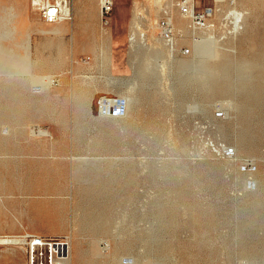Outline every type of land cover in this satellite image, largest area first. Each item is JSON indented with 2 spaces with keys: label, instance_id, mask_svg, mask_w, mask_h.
<instances>
[{
  "label": "rangeland",
  "instance_id": "obj_1",
  "mask_svg": "<svg viewBox=\"0 0 264 264\" xmlns=\"http://www.w3.org/2000/svg\"><path fill=\"white\" fill-rule=\"evenodd\" d=\"M161 1L173 49L156 0H113L107 25L98 0L76 10L56 70L30 72L28 39L19 70L22 47L0 41V225L25 227L0 239L66 236L67 264H264V0H197L213 10L205 33ZM47 40L33 33L31 60ZM103 95L126 113L101 115ZM17 243H0V264H26Z\"/></svg>",
  "mask_w": 264,
  "mask_h": 264
},
{
  "label": "crops",
  "instance_id": "obj_2",
  "mask_svg": "<svg viewBox=\"0 0 264 264\" xmlns=\"http://www.w3.org/2000/svg\"><path fill=\"white\" fill-rule=\"evenodd\" d=\"M93 2L94 0H72L71 21L62 20L60 22H54L51 24H44L43 21L36 16L37 11L35 7H33L31 3L28 4L27 0H0V13H1L0 20H3V23H2L3 25L2 27H0V41L5 40V39H8L14 42L17 41L16 44L19 43V45L22 47L23 54L22 56H19L20 59L18 60V62H17V59H14L13 57L14 63H16L17 66H20L19 70L24 65L27 59L26 54H25V49L27 46V39L29 40L28 42L29 55L28 56L30 59V72L32 70V65H35L38 70L59 69L60 66L64 63L63 56L65 54V50L61 49L59 52V56L57 58L58 60L57 59L55 60L54 48L55 46H57V44L63 43L60 39V36L65 34L66 32H69L70 30L75 32L73 29V24H74L73 20L75 18V13H76L75 11L76 10L79 11V9H81L85 18H88L90 16L89 7ZM98 4H99V1H98ZM97 13L99 14V8H98ZM172 16L175 17L176 19H180V16L178 15L173 14ZM81 24H84V26H81ZM76 25H77L76 28L78 29L77 32L83 33V34L87 32L88 30L87 24L80 23L79 25L78 24ZM183 26H184V23L181 24L180 28H182ZM33 33H39L43 37L50 39V40H47L41 47H39L41 50L48 48L50 50V54L49 55L40 54L37 56V53H36L37 60H40L39 62H37L36 60L34 61L31 60V55L33 54V46H32ZM20 36H22V38H20ZM70 46H71V51L73 52V47H74L73 40L71 41ZM8 47L9 49L14 50L13 48L14 46H8ZM0 48H1V45H0ZM4 54L6 55L5 51H4ZM15 55H16V52H15ZM73 57H74V54H73ZM5 63H6L5 60H1V57H0V64H5ZM19 73L23 75L21 72ZM43 75L45 74L30 73L29 77H24V78L25 80L29 78L30 79L39 78V77L42 78ZM48 75H51V74L49 73ZM22 94L27 95V96L35 95L31 89L23 90ZM17 95H19L18 91H17ZM19 109L21 112H27L29 110L27 105L19 106ZM83 110L81 108L75 109V111H83ZM17 111H18V108H17ZM60 111H63L61 105H60V108L58 109V112ZM17 123H18V119H17ZM46 176L48 177L53 176V172H48ZM0 198H2L1 194H0ZM19 229L25 230V227L20 221H17V219L16 221H11V222L6 221L4 224L0 225V233L13 234L11 232L15 230H19ZM24 233H31V232L25 231ZM31 234L40 235L38 232L31 233ZM71 236L74 238L76 234L73 233V235ZM17 249H20V248H17ZM17 249H13L10 252H6V257L9 260L10 259L13 260L14 258H17V256L19 255ZM21 251L23 252L25 250L22 249Z\"/></svg>",
  "mask_w": 264,
  "mask_h": 264
},
{
  "label": "built area",
  "instance_id": "obj_3",
  "mask_svg": "<svg viewBox=\"0 0 264 264\" xmlns=\"http://www.w3.org/2000/svg\"><path fill=\"white\" fill-rule=\"evenodd\" d=\"M31 5L45 23L51 24L64 17L63 6L67 0H29ZM70 1V0H68ZM159 1L160 16L157 19L159 34L163 38L170 39L173 36V25L170 11L161 7ZM113 0H102L100 5V20L102 25L109 22V14ZM179 13L188 18L190 30L194 33L211 32L213 25L208 22L212 16V8H198L197 0H176ZM196 35V34H195ZM195 46V45H194ZM197 46V45H196ZM189 48H185L187 51ZM126 99L120 96H100L97 99V110L101 115L122 116L126 113ZM17 245H23L27 255L26 264H67L70 256L69 239L64 237H46L42 235H26L20 239Z\"/></svg>",
  "mask_w": 264,
  "mask_h": 264
},
{
  "label": "bare ground",
  "instance_id": "obj_4",
  "mask_svg": "<svg viewBox=\"0 0 264 264\" xmlns=\"http://www.w3.org/2000/svg\"><path fill=\"white\" fill-rule=\"evenodd\" d=\"M99 1V13H100V16H101V12H100V5H101V2H102V0H98ZM71 4H72V1H66V3H65V5L63 6V13H64V17H61V18H59L56 22H60V21H62V20H71V18H72V15H71ZM233 9V8H232ZM235 9V8H234ZM241 11V10H240ZM245 12V11H244ZM232 16H233V18H234V24L233 25H235V27H234V30L233 31H235L236 32V30H237V28H238V22H240V19H241V16H240V13L239 12H236V11H232L231 13H230ZM230 14L228 13L227 15H229V17H231L230 16ZM181 15V14H180ZM242 15V14H241ZM245 15V14H244ZM182 17H184V18H186L187 20H188V18L187 17H185V16H183V15H181ZM171 17V16H170ZM228 17V18H229ZM243 17V16H242ZM227 18V17H226ZM225 18V19H226ZM227 18V19H228ZM233 18H232V20H233ZM243 19H247V18H243ZM189 21V20H188ZM233 22V21H232ZM245 22V24L247 23L246 21H244ZM227 23V22H226ZM241 23H242V21H241ZM241 25H243V24H241ZM247 25V24H246ZM188 26H190V23H188ZM245 26V25H244ZM244 28H242V30H243ZM232 31V32H233ZM245 31V30H244ZM230 32V31H229ZM242 32V31H241ZM173 33H174V29H173ZM228 33V32H227ZM238 33V32H237ZM243 33V32H242ZM201 34V33H200ZM234 34V33H233ZM204 35V34H203ZM231 35V34H230ZM160 36L162 37V34L160 33ZM198 37V36H197ZM163 38V37H162ZM134 39V36H132L131 37V39L130 40H133ZM167 43H168V45H169V47L171 48V49H173L174 48V35L170 38V39H166V38H163ZM196 39V38H195ZM197 43V42H196ZM257 48H259V47H257ZM170 49V50H171ZM189 52V49L187 50V51H185V49H182L181 50V53L182 54H184V55H186L187 53ZM260 55V54H259ZM183 63H184V61H183ZM262 62H260V64H261ZM180 64H182V63H180ZM259 65V64H258ZM180 66V65H179ZM260 66V65H259ZM222 68V67H221ZM262 68V67H261ZM264 68V67H263ZM262 72V71H261ZM262 77V76H261ZM55 81H57L55 78H49V81L48 82H50V83H54ZM21 90V89H20ZM80 95V94H79ZM78 95V96H79ZM84 96V95H83ZM19 97V96H18ZM76 97V96H75ZM20 98V97H19ZM81 98V97H80ZM85 98V97H84ZM78 101V100H77ZM6 102V101H5ZM77 102H75V104H76ZM27 107H28V104H27ZM19 110V109H18ZM25 111H26V109H25ZM9 112V111H8ZM10 113L12 114V112L10 111ZM15 117H16V114H15ZM7 119H8V117H6ZM10 120V119H9ZM2 131V130H1ZM41 133H44V132H46L47 133V131H44V132H42V131H40ZM1 140V139H0ZM1 142V141H0ZM6 142V141H5ZM4 147V146H3ZM7 148V147H6ZM80 229V228H79ZM19 241V239H15V238H9V237H4V238H1L0 239V243H7V244H9V243H17ZM78 241V240H77ZM76 242V241H75ZM76 244V243H75ZM77 245V244H76ZM77 250V249H76Z\"/></svg>",
  "mask_w": 264,
  "mask_h": 264
}]
</instances>
